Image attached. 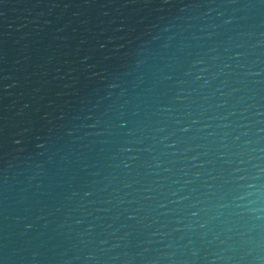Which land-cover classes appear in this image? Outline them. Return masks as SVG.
<instances>
[{
	"label": "water",
	"instance_id": "1",
	"mask_svg": "<svg viewBox=\"0 0 264 264\" xmlns=\"http://www.w3.org/2000/svg\"><path fill=\"white\" fill-rule=\"evenodd\" d=\"M0 264H264V0H0Z\"/></svg>",
	"mask_w": 264,
	"mask_h": 264
}]
</instances>
